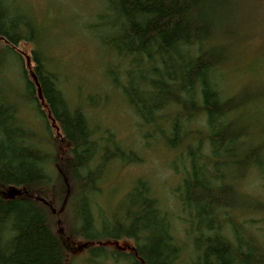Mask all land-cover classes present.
Here are the masks:
<instances>
[{
  "label": "trees",
  "instance_id": "obj_1",
  "mask_svg": "<svg viewBox=\"0 0 264 264\" xmlns=\"http://www.w3.org/2000/svg\"><path fill=\"white\" fill-rule=\"evenodd\" d=\"M101 6L90 30L98 45L115 54L107 70L111 83L173 151L186 149L180 158L189 161V169L178 198L189 221L197 222L195 264H264L262 244L245 237L226 212L245 206L234 181L260 169L264 152V144L252 145L250 126L239 120L247 95L226 96L219 86L239 41L240 0H101ZM22 14L10 0H0V264H67L46 196L53 186L67 194L69 181L77 192L75 233L90 245L92 258L179 264L182 247L173 218L146 181L140 180L114 215L96 207L92 196L109 162L138 157L122 151L111 133L99 135L102 129L85 110L72 105L46 61L39 27ZM23 41L34 44L33 71L30 76L20 64V101L37 112L51 138L53 126L70 146L63 170L48 144L22 122L18 102L3 94V69L12 56L22 62L14 47ZM122 239L133 240L130 251L101 246Z\"/></svg>",
  "mask_w": 264,
  "mask_h": 264
},
{
  "label": "rangeland",
  "instance_id": "obj_2",
  "mask_svg": "<svg viewBox=\"0 0 264 264\" xmlns=\"http://www.w3.org/2000/svg\"><path fill=\"white\" fill-rule=\"evenodd\" d=\"M10 2L23 16L34 18L43 36L41 45L45 49L46 61L51 70L57 73L60 86L72 105L85 110L92 124L102 129L99 135H104V130L111 133L122 151L134 152L138 157L136 162H124L122 158L109 162L98 182L100 190L92 196L96 207L109 216L114 215L125 196L132 192L140 180L146 181L153 195L158 197L162 208L173 218L174 234L182 247L178 263L195 264L197 257L193 241L196 235L193 226L197 222L189 221L190 213L182 208L178 198V188L189 169V161L180 158L182 154L185 155L186 149L184 147L173 151L156 133V128L145 124L137 115L122 90L115 88L111 83L107 70L109 64L114 61L115 54L98 45L96 35L90 30V24L94 22L96 13L102 7L101 0ZM237 10L235 23L240 25L236 30L239 33V41L233 50V56L231 55L221 72L223 76L222 79L220 77L219 86L226 96L247 95L248 102L242 107L239 120L248 128L250 126L249 141L252 145H262L264 0H240ZM2 44L0 42V46ZM33 49L34 44L27 41L14 47L16 53L22 56V62L14 56L7 59L1 76L3 94L13 103L18 102V115L22 122L33 132L36 140L43 139V142L48 144L47 150L57 156V165L63 170V161L72 155L70 146L61 141L63 137L53 126L54 138H51L37 112L27 107L24 101H20V93L23 94L24 91L20 64H24L31 76ZM196 123L198 124V121ZM106 142L109 143L108 140ZM262 155L263 165L260 169L246 171L234 181L242 191L245 206L228 209L226 212L234 226L241 230L245 237L254 236L256 242L264 247V207L259 208L260 205L264 206V152ZM230 173L234 174L232 170ZM74 185L72 181L65 185L67 194L66 190L59 191V188L53 186L48 191L51 196H46L50 203L53 230L64 239L66 245L67 264H128L123 259L115 261L108 257L101 259L98 256H90V245L75 233L77 222L72 201L77 192ZM101 246L109 251L127 252L133 247V240H108Z\"/></svg>",
  "mask_w": 264,
  "mask_h": 264
},
{
  "label": "bare ground",
  "instance_id": "obj_3",
  "mask_svg": "<svg viewBox=\"0 0 264 264\" xmlns=\"http://www.w3.org/2000/svg\"><path fill=\"white\" fill-rule=\"evenodd\" d=\"M109 95V94H108Z\"/></svg>",
  "mask_w": 264,
  "mask_h": 264
}]
</instances>
